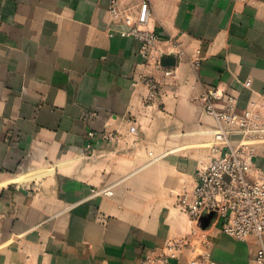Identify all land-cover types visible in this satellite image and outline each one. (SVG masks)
<instances>
[{
	"label": "crops",
	"instance_id": "obj_1",
	"mask_svg": "<svg viewBox=\"0 0 264 264\" xmlns=\"http://www.w3.org/2000/svg\"><path fill=\"white\" fill-rule=\"evenodd\" d=\"M139 1L0 0V264H137L181 236L168 264L205 250L252 264L254 237L178 202L213 156L204 86L239 111L256 101L264 124V0H151L162 68L125 33ZM253 164L264 172V141Z\"/></svg>",
	"mask_w": 264,
	"mask_h": 264
},
{
	"label": "built area",
	"instance_id": "obj_2",
	"mask_svg": "<svg viewBox=\"0 0 264 264\" xmlns=\"http://www.w3.org/2000/svg\"><path fill=\"white\" fill-rule=\"evenodd\" d=\"M152 15L151 0H140L136 20L125 31L140 43V56L151 60L162 68L155 54L159 36L148 29ZM196 65V59L192 61ZM146 86L145 102H151L160 93L159 82L152 76L141 78ZM250 86V79L244 81ZM197 100L204 110L217 121L214 141L211 146L212 158L209 164L196 173V185L191 197L184 192L178 204L190 218L198 222L203 216H212L220 222V229L229 236L245 241L254 237L257 248L252 264H264V172L253 164L255 147L264 141V124L260 121L257 102L239 111L235 98L226 97L216 88L204 86ZM228 100V104L217 107L215 102ZM261 107V106H260ZM264 108V104H262ZM135 132V126L130 127ZM238 135L234 142L233 135ZM111 194L110 189L101 190ZM194 234L192 231L190 236ZM190 237L169 239L160 247L145 254L137 264H168L182 249L190 245ZM188 264H224L214 260L210 251L205 250L188 260Z\"/></svg>",
	"mask_w": 264,
	"mask_h": 264
},
{
	"label": "water",
	"instance_id": "obj_3",
	"mask_svg": "<svg viewBox=\"0 0 264 264\" xmlns=\"http://www.w3.org/2000/svg\"><path fill=\"white\" fill-rule=\"evenodd\" d=\"M160 62L163 65H170L171 64V62L169 60H164V57L163 56H161ZM208 218H210V216H208Z\"/></svg>",
	"mask_w": 264,
	"mask_h": 264
}]
</instances>
